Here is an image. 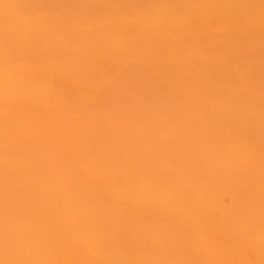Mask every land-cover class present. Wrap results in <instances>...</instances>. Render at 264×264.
<instances>
[{"label":"bare ground","instance_id":"obj_1","mask_svg":"<svg viewBox=\"0 0 264 264\" xmlns=\"http://www.w3.org/2000/svg\"><path fill=\"white\" fill-rule=\"evenodd\" d=\"M0 264H264V0H0Z\"/></svg>","mask_w":264,"mask_h":264}]
</instances>
